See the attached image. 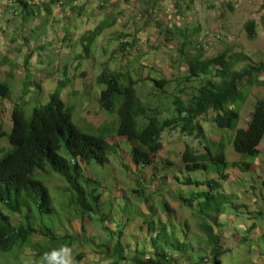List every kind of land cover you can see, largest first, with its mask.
<instances>
[{"label":"rangeland","instance_id":"obj_1","mask_svg":"<svg viewBox=\"0 0 264 264\" xmlns=\"http://www.w3.org/2000/svg\"><path fill=\"white\" fill-rule=\"evenodd\" d=\"M21 1H30L37 14L23 18L18 0L13 2L17 14L11 13L7 0H0V19L5 21L0 36L10 39L4 40L0 52V81L9 88L8 96L0 98V157L12 149L8 135L13 107L29 120L33 108L45 103L57 87L73 123L85 133L107 137L115 148L104 165L79 163L82 172L76 181L68 182V173H61L64 178L48 164L34 172L48 189L52 212L38 215L32 207L29 219L35 233L24 246L0 252V264H32L37 259L34 264H42L43 253L37 249L45 253L47 237L60 243L66 235L74 238L69 245L72 264H137L148 258L158 260L156 264H211V247L203 233L208 225L221 234L226 252L222 264H264V214L248 213L264 212V138L253 159L232 148L236 129L247 127L254 103L264 98V74L243 82V100L229 107H237L236 129H220L211 111L194 120L198 132L189 135L179 126L167 128L161 148L145 168L132 164L133 144L116 135L118 116L99 106L103 86L96 82L102 71H127L139 80L135 88L148 115L160 123L171 119L176 115L175 96L186 101L207 80L221 83L213 69L219 65L210 66L208 74L189 77L187 60L193 54L202 52L201 61L223 54V66L236 72L264 63V0ZM249 20L256 23L254 39L244 28ZM101 26L84 45L90 31ZM123 44L124 52L119 50ZM195 44L202 51H194ZM161 79L167 81L162 91L154 87V80ZM139 122L147 120L139 117ZM205 147L212 153L220 147L225 165L215 170L199 157L206 163L204 170L187 172L182 162L185 148L201 156ZM209 180L219 183L212 191L215 198H231L216 203L212 196L203 205L206 196L198 195L210 189ZM142 182L145 189L139 187ZM91 192L99 196V204L90 219L81 212L86 211L83 203L92 201ZM0 211L9 215L13 226L30 221L21 219L25 208L11 215L0 203ZM200 212L212 213L206 219ZM117 244L121 257H107Z\"/></svg>","mask_w":264,"mask_h":264},{"label":"trees","instance_id":"obj_2","mask_svg":"<svg viewBox=\"0 0 264 264\" xmlns=\"http://www.w3.org/2000/svg\"><path fill=\"white\" fill-rule=\"evenodd\" d=\"M18 2L22 4L20 12L24 14L23 18L37 14L30 6V1L18 0ZM45 10L46 14L51 12L48 5ZM255 26L256 23L253 20L247 21L244 25L249 39H254L256 36ZM102 27L98 30H91L86 40L84 38V45L87 40L91 42ZM126 46V44L121 45L119 50L124 52ZM197 49L202 51L200 44L194 45V51ZM201 55L202 52L198 55L193 54V57L187 60L189 77L208 74L210 66L219 65V69H213L215 75L222 78L221 83L218 85L212 80H207L186 101L181 100L180 96H175L173 100L175 117L161 123L155 117L148 115V108L137 95L135 88L139 80L133 79L129 72L120 70L102 71L97 76V84L103 86L99 92V106L106 112L117 114L118 127L116 128V135L124 137L126 142L133 144L130 147L129 155L134 167L145 168L152 163L153 157L161 148V135L165 129L179 126L181 132L189 135L194 131L198 132L199 130L193 125L194 120L209 111L214 114L213 121L220 129H236L239 121L237 107L232 109L229 107L239 100H243L244 97L240 90L243 82H248L251 78L264 74V63L257 66L250 65L242 72H236L231 71L227 66H223L225 63L223 54L205 61H201ZM166 82L164 79L154 80V87L162 91ZM8 94V86L0 81V98H6ZM139 117H144L147 122L145 124L140 123ZM2 133L1 131L0 135ZM263 138L264 98L258 99L254 103L247 127L236 129L232 140V148L236 153L250 156L253 159L260 154V145ZM8 143L12 149L0 157V203L6 210L11 211V215L13 213L22 214L21 210L25 208L27 212H23L21 219L26 218L30 221L26 225L21 220L18 226H13L9 215L0 211V252L3 253L10 252L17 244L24 246V243L35 233V228L31 223L33 220L29 219L32 207L38 215L52 212L48 189L39 179L33 176L37 169L45 170L44 166L48 164L53 172L60 175H62L61 173H68V182L76 181L82 172L79 163L88 165L95 162L104 165L108 162L111 150L115 148L113 144H109L107 137L85 133L73 123L70 109L66 107L60 97L59 87L49 94V98L45 103L33 108L29 120L24 118L23 112L18 106L13 107ZM218 148L221 150L220 147ZM205 150L203 155L197 156L185 148L182 154V162L187 172L204 170L206 163L199 161V157L212 164L214 169L216 165H225L223 152L216 149L212 153L208 147H205ZM61 152L67 155L64 156ZM249 167V164H245L246 170ZM63 177L65 178V176ZM206 185L210 189L198 195V199L203 198L204 195L206 196L203 205L209 203L212 196L215 198L212 191L218 187L219 183L209 180L206 181ZM139 187L145 189L146 185L142 182ZM138 193L141 194L140 191ZM90 197L92 201L86 204L83 203L86 206V211L83 210L81 213L91 219L96 216L99 196L91 192ZM228 197L231 198L230 196L226 198ZM226 198L220 196V201L215 198L217 199L216 203H223ZM80 199L79 197V201ZM76 203L82 209L81 204ZM223 207L225 205L222 206V209H218L219 212L217 213H221ZM200 213L202 217L208 219V215L212 212ZM248 213L256 217L264 214V212ZM216 220L217 217L214 222ZM211 226H203V233L205 232L207 243L211 247L210 262L211 264H222L223 255L226 252L221 246V234L215 232ZM253 227L252 224L251 228ZM47 235L51 236L52 234L48 233ZM261 237L264 246V230ZM47 238L49 240H47L46 246H49V248H45V252L53 248H59L61 245H67L70 248L69 245L74 240L71 235L63 237L60 243L54 241V236ZM35 247L34 245L33 248ZM43 249L39 247L37 252L44 253ZM119 249L120 246L117 244L115 253L107 254V257L117 256L120 258L121 255L117 254ZM262 254H264V250ZM166 259L170 261L169 257ZM38 260L40 259L31 263H36ZM156 263H158V260L148 258L146 261L137 264Z\"/></svg>","mask_w":264,"mask_h":264},{"label":"clouds","instance_id":"obj_3","mask_svg":"<svg viewBox=\"0 0 264 264\" xmlns=\"http://www.w3.org/2000/svg\"><path fill=\"white\" fill-rule=\"evenodd\" d=\"M16 0H13V2ZM4 40L8 41L9 38L3 39L0 36V52L3 50L2 43ZM42 264H72L71 249L67 245H61L59 248H53L43 253L41 258ZM34 264V262H33Z\"/></svg>","mask_w":264,"mask_h":264},{"label":"built area","instance_id":"obj_4","mask_svg":"<svg viewBox=\"0 0 264 264\" xmlns=\"http://www.w3.org/2000/svg\"><path fill=\"white\" fill-rule=\"evenodd\" d=\"M7 3L10 4V7L12 8L10 11L11 13H13V11L17 14L18 12L15 10V8L13 7V0H7ZM14 13V14H15ZM14 14H11V15H14ZM219 37V36H218Z\"/></svg>","mask_w":264,"mask_h":264},{"label":"crops","instance_id":"obj_5","mask_svg":"<svg viewBox=\"0 0 264 264\" xmlns=\"http://www.w3.org/2000/svg\"><path fill=\"white\" fill-rule=\"evenodd\" d=\"M3 20H4V18L2 17L1 20H0V26L5 24V21H4V23H3ZM4 26H5V25H4ZM9 36H12V39L15 38V36H13L12 33H10ZM9 36H8V37H9ZM9 40H10V39H9Z\"/></svg>","mask_w":264,"mask_h":264}]
</instances>
